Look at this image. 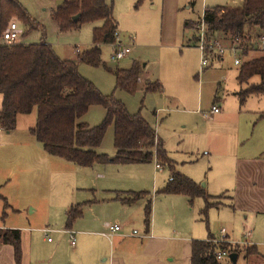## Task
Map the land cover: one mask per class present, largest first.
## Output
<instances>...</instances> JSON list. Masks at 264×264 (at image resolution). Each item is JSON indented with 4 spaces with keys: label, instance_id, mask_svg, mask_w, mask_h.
<instances>
[{
    "label": "rangeland",
    "instance_id": "1",
    "mask_svg": "<svg viewBox=\"0 0 264 264\" xmlns=\"http://www.w3.org/2000/svg\"><path fill=\"white\" fill-rule=\"evenodd\" d=\"M18 1L38 26L28 30L17 22V42L43 40L61 59L74 60L77 52L90 48L92 29L102 24L97 20L83 23L78 29L61 31L51 16L57 0ZM105 1L112 3V16L117 23L114 42L130 51L122 59L113 61V45L101 44V63L91 66L80 62L79 74L103 95L113 93L130 114L141 108V115L153 125L167 157L174 162L175 171L194 181L203 178L204 186L207 183L218 185L223 181L218 174H225L223 182L227 187L215 191L222 195L220 201H224V195L231 194L236 172L231 162L236 163V157L247 161L257 158L264 163V118L258 117L264 108V96L252 95L245 102H239L236 94L238 65L233 62L234 57L242 62L264 55V48H259L256 38L251 41V50L246 55L238 50L235 53L226 50L220 56L212 53L201 67L195 39L198 31L184 29L183 23L198 22L204 7H237L242 0H140L138 4L139 0ZM215 37L226 46L230 44L219 34ZM134 61L140 71L137 89L131 93L114 90V75L108 69H127ZM257 81L258 78L253 77L250 82ZM146 82H158L161 91L145 92ZM212 105L219 107L218 115L209 114ZM104 117L105 110L92 105L78 122L93 127ZM35 119L33 110L19 114L13 130L0 129V224L23 225L30 221L34 226H47L52 229L48 241L53 245L64 235L60 232L66 228L69 205L81 204L82 221L98 217L107 224L122 225L127 218L130 223L126 230L142 233L144 199L128 206L115 200V196L122 191H148L152 197V212L154 207L156 210V224L169 225L168 234L184 238L206 236L210 231L219 238V229L224 227L231 235L230 226L218 220L207 227L208 221L199 213L201 198H194L190 205L183 195H155L169 178L168 166L161 164L162 167L156 169L154 159L149 163L78 166L43 150L29 133ZM96 151L109 157L114 155L112 125L107 127ZM248 171L253 173L254 169ZM257 196L264 197V189H260ZM125 207H131L130 216L124 213ZM63 238L66 240L67 236ZM232 239L243 240V232L242 235L236 233ZM257 239L264 244V234ZM75 241L78 246L77 235ZM61 243L66 252H70L72 246L68 242ZM218 263L231 264L228 257ZM235 264L264 262L246 260L240 254Z\"/></svg>",
    "mask_w": 264,
    "mask_h": 264
},
{
    "label": "trees",
    "instance_id": "2",
    "mask_svg": "<svg viewBox=\"0 0 264 264\" xmlns=\"http://www.w3.org/2000/svg\"><path fill=\"white\" fill-rule=\"evenodd\" d=\"M76 15L78 18L74 21ZM51 16L61 31L78 29L83 23L97 20H101L102 24L92 29L90 48L77 52L74 60L59 58L43 40L34 43L0 42V129L13 130L19 114L35 110V124L29 128V133L48 155L81 167L149 163L154 159L160 168L166 165L170 171V178L155 194L183 195L190 205L194 198H202L204 204L200 214L205 220L210 208L220 206L222 195L207 194L201 184L175 171L174 162L167 157L153 125L141 115V108L130 114L113 93L103 95L78 72L80 62L99 65L101 44H112L117 39L112 3L105 0H62L52 10ZM13 17L16 19H11ZM202 19L208 37L219 34L236 45L241 55H246L251 50V41L264 34V0H242L241 6L237 7H204ZM200 20L195 23L184 21L183 28L197 30ZM11 22H18L28 30L38 26L18 0H0V37ZM108 70L114 75V90L131 93L137 89L140 74L137 62H132L127 69ZM253 77L258 78L256 83L250 82ZM236 81L240 103L252 95L264 96V55L243 60L238 65ZM144 91L158 92L161 86L158 82H146ZM92 105L101 106L105 110V117L100 124L89 127L86 123L78 122V119ZM152 114L157 119L155 111ZM258 117L264 118V108ZM109 125L113 126L115 150L111 157L96 151ZM143 199V223L145 229L149 230L152 205L149 192L122 191L115 196V200L124 205H132ZM81 207V204L69 207L66 213L67 228L81 216ZM212 238L209 236L206 240L191 241L190 264H219L214 256L215 250L218 247L233 250L228 243L217 246L210 241ZM0 241L11 245L18 259L20 230L0 229ZM248 253L246 249V255Z\"/></svg>",
    "mask_w": 264,
    "mask_h": 264
},
{
    "label": "crops",
    "instance_id": "3",
    "mask_svg": "<svg viewBox=\"0 0 264 264\" xmlns=\"http://www.w3.org/2000/svg\"><path fill=\"white\" fill-rule=\"evenodd\" d=\"M221 59L223 60L222 56ZM218 113L216 114L218 115ZM231 163L236 170L235 182L233 181L230 189L231 194H225V200L220 201V206L212 207L207 211L205 222L208 221L207 227L216 220L230 226L231 235L224 227L220 229L225 230V243L232 245L233 250L230 253L235 254V263L240 254H243V258L246 260L264 262V244L257 239L258 235L264 234V197L257 196L260 189H264V175H262L264 163L258 162L257 158L247 161L246 158L237 157L236 163L234 160ZM251 168L254 169L253 173L248 171ZM218 175L219 179L223 178L224 181L226 175L223 173ZM202 180L203 178H200L195 182L201 184ZM223 181L218 185L207 183L204 186L203 183L202 187L207 194L217 196L216 189L227 187L224 186L225 182ZM201 200L200 204L203 207L204 202L202 198ZM202 207H200L199 213ZM223 207L229 209V213L224 211ZM130 211L131 207L124 208V213L128 216H130ZM151 214L149 230H146L144 226L142 233L138 230L127 231L126 226L130 222L126 218L122 225L113 224L117 225L119 229L109 235L107 226L112 224L102 222L98 217L82 221L84 220L82 211L81 216L73 222L70 228L65 225L66 228L60 232L67 236L66 240L62 235L53 245L48 241V234L52 232V229L47 226H34L30 224V221L23 225L0 224L2 230L20 229L18 259L15 258L13 247L0 241V264H190L191 241L206 240L209 236L215 238L210 231L206 236L198 234L192 237L189 235L184 238H176L174 235L168 234L171 229L169 225L163 223L158 226L156 224L155 207ZM67 231H72L73 244ZM242 232L243 240L234 241L232 239L236 233L242 235ZM75 235H77L78 246ZM205 237L207 238L205 239ZM61 241L66 244L68 242L72 246L70 252H66ZM245 248L250 249L247 255Z\"/></svg>",
    "mask_w": 264,
    "mask_h": 264
},
{
    "label": "built area",
    "instance_id": "4",
    "mask_svg": "<svg viewBox=\"0 0 264 264\" xmlns=\"http://www.w3.org/2000/svg\"><path fill=\"white\" fill-rule=\"evenodd\" d=\"M197 31H198V35H197V48L200 52V66L203 67L206 65L207 60L206 57L209 54H217L220 55L222 52L224 51H229L232 53H235V51L237 50L236 45H234L233 43H230L228 46L224 45L219 38L212 36V37H208L207 33H206V24L204 23L203 19H202V15H201V20L199 22V24L197 25ZM19 33V30L17 28V23L16 22H11L2 32L1 37H0V42L1 43H6V44H10V43H14L17 42V35ZM258 41H259V48H264V34L260 35L258 37ZM114 50L112 52L111 55V59L113 61H118L120 59H122L123 57H125L128 53H129V48L125 47V48H121L119 46V43L113 42L112 43ZM234 64L239 65L241 63L240 59L237 57H234L233 60ZM220 111L219 107L217 105H212L209 114H216ZM155 167L157 169L160 168L159 164L155 163ZM108 234L110 235L112 232L117 231L119 229V227L117 225H108ZM69 233V235L71 236L72 239V231H67ZM220 237L219 238H212L210 241L214 244H216L217 246L221 243H225V230L224 229H220ZM73 240L71 241V243L73 244ZM230 251L227 248H220L218 247L215 252H214V256L215 259L217 261H221L223 258L225 257H229Z\"/></svg>",
    "mask_w": 264,
    "mask_h": 264
},
{
    "label": "water",
    "instance_id": "5",
    "mask_svg": "<svg viewBox=\"0 0 264 264\" xmlns=\"http://www.w3.org/2000/svg\"><path fill=\"white\" fill-rule=\"evenodd\" d=\"M61 2H62V0H57V2H56V3H57V6H58ZM77 18H78V15L74 16V17H73V20L76 21ZM201 185L203 186V184H201ZM229 259L231 260V263H232V264H235V254L230 253V254H229Z\"/></svg>",
    "mask_w": 264,
    "mask_h": 264
}]
</instances>
